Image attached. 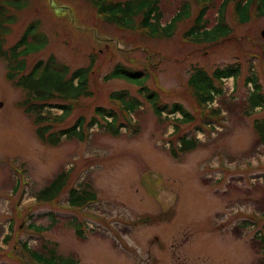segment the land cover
<instances>
[{
  "label": "rangeland",
  "instance_id": "obj_1",
  "mask_svg": "<svg viewBox=\"0 0 264 264\" xmlns=\"http://www.w3.org/2000/svg\"><path fill=\"white\" fill-rule=\"evenodd\" d=\"M105 1H132L133 14L141 0ZM222 2L157 0L161 26L183 8L188 15L169 38H152L131 28L140 20L134 14L122 11L108 23L112 13L98 12L95 0H0V12L11 20L2 26L3 50L8 53L33 23L39 35L33 45L43 44L19 58L24 71L15 79L51 56L68 72L91 70L86 95L50 100L71 107L53 132L82 118L83 137L63 136L52 146L37 137L32 116L20 106L25 92L7 78L8 61L0 56V264H36L23 242L40 253L52 247L78 264H264V141L255 128L264 121V105L250 101L252 86L245 83L253 74L264 99V17L251 11L240 24L229 3L225 37L202 42L186 35L202 6L206 28H212ZM230 64L239 65L240 74L220 79L221 93L203 108L189 77L195 68L210 76ZM116 65L140 72L156 99L146 98L135 83L105 80ZM113 92L136 103L130 123L111 101ZM175 104L186 117L170 112ZM156 107L165 109L158 115ZM98 108L114 113L115 126L122 125L118 135L107 129ZM210 110L219 115L209 117ZM93 118L99 125L88 127ZM182 139L191 143L189 151L178 149ZM63 174L53 200H36ZM73 188L95 201L70 207Z\"/></svg>",
  "mask_w": 264,
  "mask_h": 264
},
{
  "label": "trees",
  "instance_id": "obj_2",
  "mask_svg": "<svg viewBox=\"0 0 264 264\" xmlns=\"http://www.w3.org/2000/svg\"><path fill=\"white\" fill-rule=\"evenodd\" d=\"M233 3V13L235 15L236 21L240 24H245L250 19V12H254L256 17H264V0H223L220 8L218 9V19L217 23L210 29L206 28V24L203 17L206 13L207 6H202L198 13V17L195 19V23L186 35L196 41L210 42L211 40H217L220 37H225L227 34V28L224 24V11L226 5ZM132 1H125L121 3H109L104 0H95L94 6L97 11L104 13L105 11H110L112 17H106L108 23H114L117 14L128 12L126 16L132 14ZM157 0H141L138 3L137 12L133 13L135 18L140 17L139 22L132 24V27L139 28L145 34L152 38L156 37H170L174 31L175 24L180 20L187 17L188 12L186 8H183L179 13L172 18L169 23L161 26L158 17V7ZM123 11V12H122ZM132 14V15H133ZM11 23L10 18H7L4 11L1 9L0 12V36L6 34V29L2 26ZM37 24L33 23L29 25L25 33L23 34L20 41L7 53L2 48V39H0V56L8 61V67L10 72L7 74V78L13 82L16 88H21L25 92V97L21 101L20 106L23 108L24 112L32 116L34 125L36 126V135L39 140L45 144L55 146L59 143L63 136L71 138L73 136L83 137L84 127L83 119L79 118L76 123L67 128L53 132L54 124L64 120L70 113L71 107L69 104H59L54 105L50 103V100L56 99L59 101H69L71 99L76 100L81 95H86V85H87V75L91 72L90 65L85 68H80L72 72H68V69L64 65H57L54 58L48 59L47 63H42L39 61L35 67L25 76L15 79L17 74L24 71V60L19 59L40 51L43 48V44L40 46H35L39 39V35L36 34ZM193 35V37H191ZM41 38V37H40ZM27 42H30V48L23 49ZM22 50L17 51V48ZM240 74V68L237 64H230L223 68H217L214 72L208 76L202 69H194V72L188 79V85L193 91L197 98V102L203 107H206V103L211 101L215 95L221 93V89L218 85L221 83L220 79L233 77L234 79ZM105 80L121 79L131 83H135L139 86V92L144 93L146 91V98H154V94L151 92L147 93V88L144 87V80L140 79V72L132 71L130 69L126 70L121 65H116L114 69L104 77ZM245 83L252 86V92L250 95V101L254 102L255 105H264V99L260 95V86L257 82L256 77L251 74L245 79ZM123 92H113L110 94V99L116 102L121 107L120 110L125 118L130 123V114L136 108L135 102L126 101ZM155 101L152 102L154 104ZM52 107H57L61 110L59 116L54 115L51 112ZM165 109V108H164ZM164 109L155 108V112L159 115ZM98 116L105 118H111V122L104 123L107 125V129L112 134L119 133V127H116L115 123L117 118L114 113L110 110H105L98 108L96 110ZM171 113L180 112L186 117L185 112L182 107L178 104L172 106ZM210 116H218L219 112L216 110H210L208 112ZM127 122V123H128ZM98 124V121L93 118L88 123V127ZM99 125V124H98ZM256 131L262 141H264V121H260L255 124ZM78 130V131H77ZM182 147L179 150L189 151L192 146L191 143L185 139H182ZM173 153V152H172ZM175 155V153H173ZM65 175L56 178L52 184L41 191L37 196L36 200L42 202H48L53 200L59 193L62 185L65 182ZM95 201V196L89 194L84 190L71 189L68 203L72 208H83L90 202ZM144 221H147L145 219ZM34 230L39 231L38 228L33 226ZM77 229V227H76ZM78 230V229H77ZM22 250L26 253L29 259L36 264H78V262L69 257H63L56 253V251L50 247L46 249L45 252L40 253L31 250L26 242L22 243Z\"/></svg>",
  "mask_w": 264,
  "mask_h": 264
},
{
  "label": "water",
  "instance_id": "obj_3",
  "mask_svg": "<svg viewBox=\"0 0 264 264\" xmlns=\"http://www.w3.org/2000/svg\"><path fill=\"white\" fill-rule=\"evenodd\" d=\"M261 36L262 38H264V30L261 31ZM263 56H264V53H263Z\"/></svg>",
  "mask_w": 264,
  "mask_h": 264
}]
</instances>
